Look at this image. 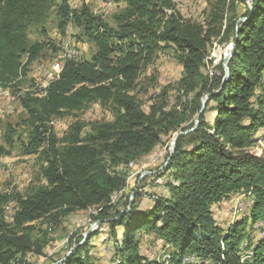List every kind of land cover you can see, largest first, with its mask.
I'll return each instance as SVG.
<instances>
[{"label": "trees", "instance_id": "obj_1", "mask_svg": "<svg viewBox=\"0 0 264 264\" xmlns=\"http://www.w3.org/2000/svg\"><path fill=\"white\" fill-rule=\"evenodd\" d=\"M112 1L123 5L116 28L84 5L71 8L67 0H0L2 89L22 90L19 82L45 47L29 40V28L42 26L52 7L59 29L80 27L96 47L90 60H67L58 78L40 89L42 95H19L30 127L23 152L44 160L47 185L25 196L0 193V264H20L33 249L32 222L92 208L115 238L120 227L118 264H264V237H252L264 224V0H212L205 25L184 20L173 0ZM239 5L243 11L237 15ZM222 26L221 41L233 51L225 82L222 63L211 77L202 71ZM166 48L182 66L184 94L192 93L189 111L151 106L145 112L129 90L140 64ZM90 104L110 106L113 120L83 137L75 129L59 141L53 118ZM185 131L168 154V176L150 208L136 212L127 200L108 216L116 204L113 196L126 185V167L164 137ZM231 195L241 196L246 210L223 228L212 208ZM8 202L15 209L5 221ZM259 232L264 234L263 227ZM148 235L168 246L166 260L140 253V241ZM55 264L95 263L82 243Z\"/></svg>", "mask_w": 264, "mask_h": 264}, {"label": "rangeland", "instance_id": "obj_2", "mask_svg": "<svg viewBox=\"0 0 264 264\" xmlns=\"http://www.w3.org/2000/svg\"><path fill=\"white\" fill-rule=\"evenodd\" d=\"M71 8H80L82 5L89 8L90 12L99 16L108 27L116 28V15L120 13L123 5H118L112 0H67ZM249 0H246L248 4ZM181 17L190 22L206 24L210 20L212 0H173ZM228 2V0H227ZM243 11L239 5L237 15ZM69 25V26H68ZM63 31L58 28V19L54 7L50 8L45 23L33 25L29 28L31 42H44L45 47L39 58L28 68L27 76L19 82L20 92L0 88V193L15 191L22 196L31 194L38 187L47 185L43 176L46 164L37 155L24 154V143L28 140L30 131L27 114L23 108L19 94L29 93L42 95L36 79L42 76V68L57 58L60 49L65 44H73L80 55L76 61L90 60L96 51L94 43L85 37L80 27L68 24ZM225 25V24H224ZM221 33L213 38L208 54L204 60L202 71L211 77L210 73L216 71L228 53L230 45L221 41ZM71 34L72 38L65 37ZM173 49L157 52L150 62H142L136 73L133 87L129 94L133 96L141 109L149 111L151 106H161L165 110L180 111L192 97V93L185 95L179 85L182 76V66L171 55ZM37 91V92H36ZM264 96V90H263ZM189 104V103H188ZM187 111V113H188ZM114 118L110 106L90 104L82 111L62 114L54 117L51 126L59 141L73 134L75 129L80 131V136L91 132L99 123L111 122ZM178 133H174L173 136ZM171 139L163 138L148 154L132 161L126 168L129 172L126 185L121 194L117 193L112 198L116 203L108 216L126 206L127 200H133L136 212L150 208L153 196L161 193V186L168 172L164 171L166 160L170 152ZM117 199V200H116ZM244 200L239 195H231L220 204L213 206L214 219L221 227L226 228L234 218L239 217V212L244 214ZM15 209L14 202L4 206V218ZM241 209V210H240ZM96 208L79 210L66 217L53 220L45 217L31 223L30 235L34 244L33 249L21 258L20 264H55L59 263L76 246L87 244V252L95 264H118L116 247L120 246L121 230L116 227L118 237L112 236V229L97 220ZM256 226L253 239L264 237ZM144 235V234H142ZM140 253L149 260H166L170 249L159 239L148 235L144 236L139 244ZM61 258V259H60ZM56 260V261H55ZM54 261V262H53Z\"/></svg>", "mask_w": 264, "mask_h": 264}, {"label": "bare ground", "instance_id": "obj_3", "mask_svg": "<svg viewBox=\"0 0 264 264\" xmlns=\"http://www.w3.org/2000/svg\"><path fill=\"white\" fill-rule=\"evenodd\" d=\"M66 36H68L69 39H70V37L72 38V35L70 33L68 35L66 34L65 37ZM79 55H80L79 51L76 49V47L73 44L63 45L60 49V52H59L57 58L53 61V62H55V70H57V72L53 74V78H50L49 75H44V70L49 69V67H43L42 68V75H41L42 76L41 77L42 82L40 81L41 83L37 84L40 86V89H42V87H48L49 84L53 80L58 78L59 73L61 71V68L67 60H76L77 58H79ZM60 60H62V62H60ZM21 94H19V95H21ZM19 97H21V96H19ZM244 210H246V209L244 208Z\"/></svg>", "mask_w": 264, "mask_h": 264}, {"label": "water", "instance_id": "obj_4", "mask_svg": "<svg viewBox=\"0 0 264 264\" xmlns=\"http://www.w3.org/2000/svg\"><path fill=\"white\" fill-rule=\"evenodd\" d=\"M232 54H233V51H232V49H230V50L228 51V53L224 56L223 60H222V67H223V69H224V71H225V77H224L223 82H225V80H226L227 77H228V73H229V70H228V62H229V59H230V57L232 56ZM207 98H208V95H205V96L201 99V110L204 108ZM199 113H200V112H199ZM199 113L197 114V117H198ZM196 122H197V120H196ZM184 133H186V131H185V132H180V133L176 134L175 137L173 138V140H172V142H171V145H170L169 157H170V155L173 153V149H174V146H175V142H176L177 137H178L179 135H181V134H184ZM169 157H168L167 160H169Z\"/></svg>", "mask_w": 264, "mask_h": 264}, {"label": "built area", "instance_id": "obj_5", "mask_svg": "<svg viewBox=\"0 0 264 264\" xmlns=\"http://www.w3.org/2000/svg\"><path fill=\"white\" fill-rule=\"evenodd\" d=\"M60 62H62V60H60ZM56 72L57 70H55V62H52L51 60V64H49V69L44 70V75H49L50 78H53V74ZM244 208H246V204L244 205Z\"/></svg>", "mask_w": 264, "mask_h": 264}]
</instances>
